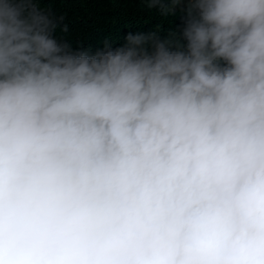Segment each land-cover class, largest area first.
Returning <instances> with one entry per match:
<instances>
[{"label":"clouds","instance_id":"obj_1","mask_svg":"<svg viewBox=\"0 0 264 264\" xmlns=\"http://www.w3.org/2000/svg\"><path fill=\"white\" fill-rule=\"evenodd\" d=\"M42 2L0 0V264H264V0L91 54Z\"/></svg>","mask_w":264,"mask_h":264},{"label":"trees","instance_id":"obj_2","mask_svg":"<svg viewBox=\"0 0 264 264\" xmlns=\"http://www.w3.org/2000/svg\"><path fill=\"white\" fill-rule=\"evenodd\" d=\"M41 7L51 9L65 19L56 35L73 45L74 49L95 53L109 40L113 49L125 43L129 34L148 33L161 26L160 37L181 25V16L160 17L149 10L143 0H43ZM67 25L68 31L60 28Z\"/></svg>","mask_w":264,"mask_h":264}]
</instances>
